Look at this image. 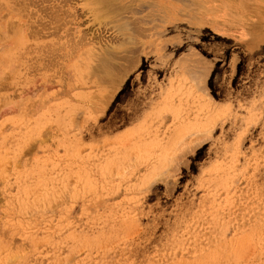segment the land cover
Returning a JSON list of instances; mask_svg holds the SVG:
<instances>
[{
  "label": "rangeland",
  "instance_id": "1",
  "mask_svg": "<svg viewBox=\"0 0 264 264\" xmlns=\"http://www.w3.org/2000/svg\"><path fill=\"white\" fill-rule=\"evenodd\" d=\"M85 1L0 0V264H264V0Z\"/></svg>",
  "mask_w": 264,
  "mask_h": 264
},
{
  "label": "bare ground",
  "instance_id": "2",
  "mask_svg": "<svg viewBox=\"0 0 264 264\" xmlns=\"http://www.w3.org/2000/svg\"><path fill=\"white\" fill-rule=\"evenodd\" d=\"M91 1H93V0H91ZM100 1H101V0H99L98 2H100ZM104 1H105V0H104ZM85 2H87V0H86ZM95 2H96V1H95ZM98 2H97V4H98ZM108 2H109V1H108ZM111 2H112V0H111ZM111 2H109V3H111ZM88 3H94V1H93V2H90V1H89ZM100 3H101V2H100ZM100 3H99V4H100ZM105 3L108 4L107 1H106ZM93 5H94V4H93ZM93 5H92V6H93ZM110 5H111V4H110ZM104 6H105V5H104ZM108 6H109V4H108ZM108 6H107V7H108ZM89 7H90V6H89ZM102 7H103V6H102ZM102 7L100 6V8H102ZM90 8H91V7H90ZM88 10H89V9H88ZM92 10H93V7H92ZM103 10H105V9H103ZM103 10H101V13H102ZM117 10H118V9H117ZM108 11H109V10H108ZM114 11H115V10H114ZM89 12H90V11H89ZM95 13H96V12H95ZM98 13H99V12H98ZM98 13H96V15H97ZM106 13H107V12H106ZM114 14H115V13H114ZM102 15H103V13L101 14V16H102ZM104 15H107V14H104ZM115 15H116V14H115ZM97 16H98V15H97ZM97 16H96V17H97ZM107 17H108V16H107ZM102 18H103V17H102ZM95 19H96V18H95ZM100 20H101V18H100ZM104 22H105V21H104ZM124 24H125V23H124ZM121 27H122V26H121ZM122 29H123V27H122ZM124 33H125V32H124ZM101 65H102V64H101ZM95 68H96V67H95ZM96 69H97V68H96ZM96 71H97V70H96Z\"/></svg>",
  "mask_w": 264,
  "mask_h": 264
}]
</instances>
